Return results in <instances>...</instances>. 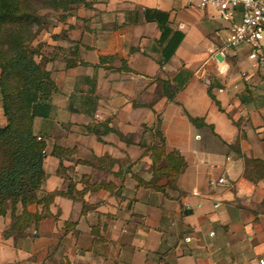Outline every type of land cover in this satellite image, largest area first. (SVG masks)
<instances>
[{"label":"crops","instance_id":"0c3cea01","mask_svg":"<svg viewBox=\"0 0 264 264\" xmlns=\"http://www.w3.org/2000/svg\"><path fill=\"white\" fill-rule=\"evenodd\" d=\"M85 1L55 10L33 41L57 85L34 122L47 144L38 194H58L29 205L42 219L20 232L11 207L0 213V264H259L264 68L246 47L211 56L230 27L212 7ZM146 9L185 33L168 61Z\"/></svg>","mask_w":264,"mask_h":264},{"label":"trees","instance_id":"16d2710c","mask_svg":"<svg viewBox=\"0 0 264 264\" xmlns=\"http://www.w3.org/2000/svg\"><path fill=\"white\" fill-rule=\"evenodd\" d=\"M79 4L87 5V1H49L54 11H67L72 5ZM145 14L148 21L159 25L164 60H170L185 33L171 27L166 11L146 9ZM37 22L31 0H0V93L7 119V123L0 127V213L5 214L11 207L15 220L13 229L19 232L42 219L41 215L27 211L29 205L48 206L58 194L51 192L42 197L38 194L47 177L44 168L47 144L35 133L34 122L38 116H48L49 97L57 90V85L51 72L36 59L41 50L39 45L33 44L40 29H35ZM165 89L172 97L169 84ZM191 120L195 125L200 123L198 118L191 117ZM158 135L162 137L161 133ZM155 149L164 151L163 147ZM67 153L58 147L52 151L58 157ZM20 204L23 213L16 215Z\"/></svg>","mask_w":264,"mask_h":264},{"label":"built area","instance_id":"2783aa9c","mask_svg":"<svg viewBox=\"0 0 264 264\" xmlns=\"http://www.w3.org/2000/svg\"><path fill=\"white\" fill-rule=\"evenodd\" d=\"M201 9L212 7L218 16L230 23L228 36L209 52L221 62L237 56L239 49H248V58L253 68H264V0H185ZM237 14L240 20H236ZM223 91V90H221ZM39 139H42L39 137ZM211 184H225V178L211 180ZM264 264V259L259 260Z\"/></svg>","mask_w":264,"mask_h":264},{"label":"rangeland","instance_id":"374dc122","mask_svg":"<svg viewBox=\"0 0 264 264\" xmlns=\"http://www.w3.org/2000/svg\"><path fill=\"white\" fill-rule=\"evenodd\" d=\"M33 3L34 8L36 9V16L38 17V22L35 25V29L37 27L43 28L46 26L48 21H52L51 15L54 13V10L49 6L50 0H31ZM47 17H49V20L47 21ZM47 21V22H46ZM215 24L214 21H210L207 23H204L202 25H198L199 28L203 29V26L205 28H208L209 25ZM2 95L0 93V127L4 126L7 122L6 117L2 113Z\"/></svg>","mask_w":264,"mask_h":264},{"label":"water","instance_id":"95a60500","mask_svg":"<svg viewBox=\"0 0 264 264\" xmlns=\"http://www.w3.org/2000/svg\"><path fill=\"white\" fill-rule=\"evenodd\" d=\"M210 82V80L209 79H207V83H209Z\"/></svg>","mask_w":264,"mask_h":264}]
</instances>
